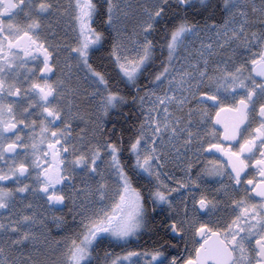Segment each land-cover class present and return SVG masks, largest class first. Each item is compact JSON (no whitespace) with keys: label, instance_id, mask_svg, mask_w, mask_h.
I'll return each mask as SVG.
<instances>
[{"label":"snow or ice","instance_id":"6c2138e0","mask_svg":"<svg viewBox=\"0 0 264 264\" xmlns=\"http://www.w3.org/2000/svg\"><path fill=\"white\" fill-rule=\"evenodd\" d=\"M101 257L264 264V0H0V264Z\"/></svg>","mask_w":264,"mask_h":264},{"label":"flooded vegetation","instance_id":"af4514ba","mask_svg":"<svg viewBox=\"0 0 264 264\" xmlns=\"http://www.w3.org/2000/svg\"><path fill=\"white\" fill-rule=\"evenodd\" d=\"M137 113V117L139 116V113L136 111ZM114 122H118L117 123V127L120 128V127H123L126 132L127 130L133 125V124H136V120L133 119L131 121H125V123L123 124L122 122H120V120H122V118H117V117H114L112 118ZM111 125H109L110 127ZM83 128V123L82 122H79V128L76 129L77 132H80V129ZM219 158V157H217ZM210 159V158H209ZM176 177H181L184 175L183 171L181 170V167H176L175 169V174H174ZM213 178H209V184H208V188L211 189L213 187H215V184H213L211 181H212ZM193 195H195L196 193L193 192L192 193ZM173 196L176 195V193H172ZM190 199V198H189ZM179 203V201H178ZM159 211V209H158ZM68 214V210L65 209V208H57L55 209L54 211H49L48 212V215H47V222H46V225H47V228L49 230L53 229L55 232L57 229H59L56 224H55V221L53 219L54 216H64L66 218V222L68 223V218L66 217ZM164 219L163 215H160L158 216L156 222H155V226H159L158 229L161 230V221ZM71 223V222H70ZM154 226V227H155ZM56 229V230H55ZM60 235V229H59V233ZM148 235L145 234L143 235L139 241H136V240H133L131 242V244L128 246L129 248H137V247H140V248H151L153 246V244H148V240H144V238H146ZM169 238V244L165 245V247L167 248V250L175 255V254H184L185 253V248H184V242L183 241H177L175 239H172L171 237H168ZM124 249L122 248H115L113 249V251L116 253V254H120ZM101 264H103V257H101Z\"/></svg>","mask_w":264,"mask_h":264},{"label":"rangeland","instance_id":"374dc122","mask_svg":"<svg viewBox=\"0 0 264 264\" xmlns=\"http://www.w3.org/2000/svg\"><path fill=\"white\" fill-rule=\"evenodd\" d=\"M56 2H57V3H61V4H67V3H68V0H56ZM131 2H132V3H135L136 0H131ZM47 23L51 26L52 30L56 33V36H57L58 39H59V38H62V37L64 36V33L67 32V27H66V25H64L63 22H61V23L58 25V23H57V17H56L55 15L52 16V17H50L49 20L47 21ZM89 110H90V108H89L87 105H85V107H84V111H85V112H88ZM80 122L83 123V129L87 130V129H86V126H87V124H88V118H87L86 115L84 116L83 120L80 121ZM179 166H180V165L177 164L176 167H179ZM176 167L172 169V173H170L169 175H173V174H175V169H176ZM69 207H71V206H69ZM70 214H71V213H70ZM46 222H47V219L45 220V224H46ZM46 226H47V225H46ZM48 230H49V229H48ZM55 230H56V229H55ZM58 233H59V229H57L56 232H55L53 229L49 230V235H50V237H51L52 239H59V238H60V235H59ZM32 247H33L32 245H28V249H29V250H30Z\"/></svg>","mask_w":264,"mask_h":264},{"label":"trees","instance_id":"16d2710c","mask_svg":"<svg viewBox=\"0 0 264 264\" xmlns=\"http://www.w3.org/2000/svg\"><path fill=\"white\" fill-rule=\"evenodd\" d=\"M95 62H96L97 67L100 68L101 70L106 71V72H111V74H113V75L115 74V73L112 71V66H111V63H110L109 61H104L103 63H101V60H100L99 58H95ZM124 112H125V113H128V109L125 108V109H124ZM131 115H132L133 117H137L136 110H133L132 113H131ZM114 117L122 118V120H120V122H122L123 124L125 123V120L123 119L122 116H120V115L117 114V115H114L112 118H114ZM110 127H111V126H110ZM66 217L68 218V223L72 222V221H71V214H70L69 211H68V214H67ZM158 227H159V226H157V225H156L155 227H153L152 231L148 233V235H147L146 238H144V240H145V239L148 240V244H153V241L158 240V238H159L160 236H165V232L159 230ZM161 228H162V227H161ZM166 239L169 240V238H168L167 236H166Z\"/></svg>","mask_w":264,"mask_h":264}]
</instances>
